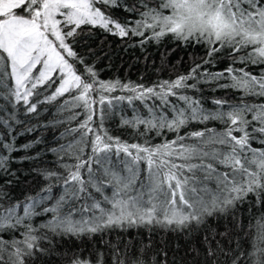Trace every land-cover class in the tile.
Segmentation results:
<instances>
[{
	"label": "snow or ice",
	"instance_id": "obj_1",
	"mask_svg": "<svg viewBox=\"0 0 264 264\" xmlns=\"http://www.w3.org/2000/svg\"><path fill=\"white\" fill-rule=\"evenodd\" d=\"M115 6L118 0H0V99L13 109L0 126L11 128L9 121H16L14 109L19 106L31 114L39 104L53 101L68 113L60 123L72 125L61 133L70 138L67 143L50 149L55 168L40 173L49 181L42 189L48 195L11 203L0 188V264H34L37 252L45 251L39 242L48 240L47 233L81 236L141 226L191 231L249 195L264 206V148L252 147L254 140L264 145V0H136L126 11L139 19L124 23L104 11ZM85 25L121 38L139 36L141 45L173 34L186 45H206L204 64L225 50L231 63L223 71L203 73V64H197L189 73L151 87L99 80L72 46ZM250 66L262 70L257 74ZM201 82L240 93V102L213 99L219 107L206 110L201 100L187 94L189 89L199 91ZM50 89L40 100L42 91ZM116 91L128 95H107ZM252 97L261 102L249 103ZM113 100L132 106L131 117L122 116L120 126L145 137L143 144L124 141L104 126L114 115L104 105L114 107ZM224 106L227 110H220ZM193 121H219L223 129L205 127L181 135ZM164 131L174 138L159 144L147 139L149 133L159 136ZM15 150L13 142L0 141V153ZM8 160L9 155L0 154V170L7 171ZM57 187L61 192L54 197ZM49 199L55 203L36 210ZM48 213L47 222L38 227L31 223ZM238 226L236 247L220 250L225 264H264V213L247 227ZM41 230L46 232L40 235ZM4 233L11 238L4 239ZM146 252V247L131 254L128 246L124 252L116 248L113 264H148ZM207 257L220 264L210 246ZM70 264L90 261L74 257ZM152 264H168L167 252L162 258L157 252Z\"/></svg>",
	"mask_w": 264,
	"mask_h": 264
},
{
	"label": "trees",
	"instance_id": "obj_2",
	"mask_svg": "<svg viewBox=\"0 0 264 264\" xmlns=\"http://www.w3.org/2000/svg\"><path fill=\"white\" fill-rule=\"evenodd\" d=\"M135 2L136 0H118V6L104 8V11L121 23L139 19L138 15L126 11V8L132 7ZM146 35L150 36L151 33L148 32ZM140 40L139 36L129 35L121 38L98 26L85 25L72 41V46L84 58L85 62L94 68L99 80H119L123 83L149 87L157 82L174 80L179 75L187 74L197 64H203V68L200 69V72L203 73L205 69L209 72L223 71L231 63L227 50H225L215 54L211 63L204 64L203 62L208 59L206 45H186L183 41L176 40L173 34H166L159 41L146 40L143 45ZM78 67L81 71L83 70V65H78ZM236 67L239 68L240 65L237 64ZM249 70L258 74L262 69L258 66H250ZM193 82L189 81V83ZM198 88L199 91L189 89L187 94L201 100L206 110H215L219 107L211 102L213 99L226 100L228 104L240 102V93L234 90L215 89L213 83L203 82L198 85ZM52 90L54 89L42 91L39 99L43 100L44 96ZM107 95L119 96L128 95V93L116 91ZM96 99L98 101L99 96ZM248 102L259 103L261 101L259 98L252 97L248 99ZM113 105L112 108H108L107 104L104 105L106 111L114 113V115L108 116L104 126L112 135L119 136L124 141L143 144L145 137L137 135L130 128L120 126L122 116L131 117L132 106L128 105L126 101L116 100H113ZM96 107L100 106L96 105ZM136 107L141 115L146 114V110L138 102ZM220 110H227V106ZM12 111L8 101L0 99V119L8 118ZM14 111L18 123L9 121L11 128L0 126V141L13 142L17 149L11 153H0L9 155V160L6 163L7 171L0 170V188L9 195L11 203H23L28 197L39 199L41 195H48L42 192V189L47 186L49 181H45L40 173L44 169L55 168L56 156L50 149L67 143L70 138L62 136L61 133L72 125L60 123L67 119L68 113L62 111L59 102L56 101L39 104L36 113L27 114L22 106L17 107ZM205 127L222 130L223 124L219 121H209L206 124L193 121L181 130V135L203 130ZM29 128L33 131H26ZM173 138L174 133L167 131L159 136L152 132L147 137L153 144ZM30 143L32 144L31 148H23V145ZM252 147L261 149L264 148V145L259 140H254ZM115 159L113 157L114 161ZM60 192L61 189L57 187L54 188L51 195L58 197ZM110 192L109 190L108 194ZM54 203V199L45 200L42 204L37 205L36 210L41 211L43 207H50ZM262 213H264V206H258L255 203V198L249 195L227 213L216 214L208 218L204 225L198 229L193 228L191 231L176 232L158 226L152 228L141 226L127 230L116 228L81 236L47 233L48 240L39 242L40 247L45 251L37 252L34 264H70L74 257H82L90 261V264H98V261L100 264H113L114 249L118 248L124 252L125 246H128L129 254L132 249L139 252L141 248L146 247L145 258L148 264H152V259L157 252L161 253V258L163 253L167 252L168 264H173V261L176 264H206V262L213 264L212 258L207 257V249L210 246L217 250L216 258L220 264H225L226 258L220 254V250L227 252L236 247V242L241 239L238 225L242 223L247 227ZM51 215L48 213L35 216L31 223L38 227L51 219ZM45 232L46 230H41L38 234L43 235ZM3 237L10 239L11 235L4 233ZM205 237L211 241L210 245L206 242ZM244 247H247L246 241Z\"/></svg>",
	"mask_w": 264,
	"mask_h": 264
},
{
	"label": "rangeland",
	"instance_id": "obj_3",
	"mask_svg": "<svg viewBox=\"0 0 264 264\" xmlns=\"http://www.w3.org/2000/svg\"><path fill=\"white\" fill-rule=\"evenodd\" d=\"M142 177H143V175H142ZM142 177H141V179H142ZM109 195H111V192L109 193Z\"/></svg>",
	"mask_w": 264,
	"mask_h": 264
}]
</instances>
